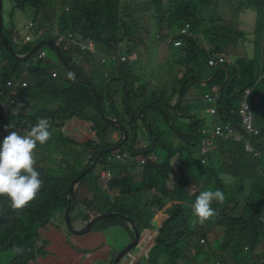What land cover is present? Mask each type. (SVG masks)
Instances as JSON below:
<instances>
[{"label": "trees", "instance_id": "16d2710c", "mask_svg": "<svg viewBox=\"0 0 264 264\" xmlns=\"http://www.w3.org/2000/svg\"><path fill=\"white\" fill-rule=\"evenodd\" d=\"M6 1L12 2L10 7L13 12L17 10L25 12L27 8L34 10L33 20L39 27L47 28L42 39H35L24 45L14 42V31L11 29L8 32L4 21ZM131 1L3 0V32L9 44L19 54L29 53L43 39L52 40L56 44V30L60 34L80 32L86 42H94L95 51L82 50L75 45L68 50L61 46V51L69 62L89 79L91 86L99 94V103L105 112L118 118L124 126H133L134 123H139L138 121L144 122V128L150 135L148 141L153 145L150 148L155 152L159 151L152 154L157 156L156 163L147 161L148 148L145 145L136 147L139 134H135L134 130L129 131V137L124 144L132 159L126 162L115 160L116 155L122 153L120 150L105 154L96 172L91 171L79 181L76 189L77 205L72 219L75 215L80 217L78 213L81 216L86 213L90 215L85 217V221H89L91 216L113 211L134 217L142 231H152L158 229L156 217L165 209L168 219L158 229L154 247L140 256L135 264H178L181 260H186V264H190L191 261L198 264V258L202 257L207 262L210 258L209 253L213 252H217L215 264H250L253 258H256V263L253 264H264V101L259 105L262 113L256 114L253 111L256 117L263 121L262 135L253 141L255 147L261 151V158H253L246 153L245 135L239 142L212 135L217 125L225 127L233 125L239 134L242 127L239 106L244 99L245 91L252 89L249 103L254 93L261 90L264 94V79H260L264 75V31L260 32V41L256 47L259 57L234 54L235 58L229 54L231 50L241 51L239 42L247 41L246 32L234 25L238 20L233 21L229 15L230 3L232 8L234 5L238 11L252 8L264 18V0H145L142 5L140 3L133 5ZM56 11L60 13L58 17L55 15L57 23L51 18V13ZM145 11L150 20L155 21L161 35L159 39L173 37L169 43L171 52L167 56L170 65L175 69V74L171 73L170 89H156L152 94L146 91L148 83L142 82L141 77L137 76L139 73L141 75L148 73L144 68L138 71L137 60L134 59L132 62L127 58V62L115 66H103L100 60L103 56L119 51L120 41L131 36V26L136 28L140 26L134 22L135 14H143ZM187 23L191 25L195 38L179 36ZM163 32L170 36H163ZM199 32L204 35H200ZM177 40L182 41L181 46H175ZM46 47L52 50L49 52L46 50L48 56L50 57L49 54L52 52L57 58L55 63L48 56L39 60L37 57L40 51L26 61H19L10 55L0 39L4 64L0 70V143L9 131L15 130L23 134L39 118H48L51 121L52 138L47 143L57 141L63 146L85 147L92 149L93 156L84 169L71 178L51 179L47 177L43 168L35 167L40 173L43 185L36 199L22 211L14 212L7 198L0 197V250L4 251L14 246L24 249L23 254L17 255L12 264H31L38 257L46 258L49 253L38 245L41 241L36 233L38 226L47 222L52 214L66 204V196L72 181L91 166L99 152L121 143L124 137L116 127L108 125L102 119L97 109L96 97L89 86L69 71L50 45L41 49L45 50ZM221 56L226 57L227 62L218 67L209 65V60ZM131 63L133 65L130 70ZM88 64L91 65V69L86 73L84 68ZM92 64L101 70L99 78L93 71ZM221 66L225 69L207 83L211 85V90L203 93V101L192 98L190 88L199 85V80L210 78ZM55 70L59 72L58 78L53 77ZM203 71L208 74L202 76ZM227 71L229 80L221 96V87ZM23 75L28 76L33 82L29 91L37 96V101L44 98L58 102L60 107L57 111L38 110L32 115L13 114V105L8 102L13 94L7 82L22 78ZM72 76L76 77L75 81L71 80ZM190 76L195 78L186 82ZM183 83L185 87L182 98L175 108ZM114 84L120 85L123 94L121 109L116 108V101L110 90V86ZM215 91L220 92V103H217L218 114L212 115L209 111L213 105L204 97ZM19 95L14 96L16 102L22 98ZM105 101L111 114L105 108ZM137 102L143 103L134 109L133 103ZM195 107L200 109L194 111ZM148 109L160 112L164 121L173 124L172 129H175L176 121L186 119L187 131L182 129L170 131L176 133L184 143L166 145L156 134L155 125H149L145 121V118L150 120ZM202 113L203 117L206 114L213 117V121L207 124L204 120L198 119L197 114ZM73 119L93 125L96 139L80 144L65 138L63 135L65 124ZM10 124L15 126L14 129L8 128ZM128 141L132 144L129 145ZM206 142L211 144L208 153L202 155ZM39 147L40 145L36 150ZM196 154L200 155L199 162L195 159ZM204 159L206 162L202 163ZM142 160L145 161L144 164ZM103 166L114 175L113 179L101 182L98 171ZM89 174H95V189H86L83 186L86 184L89 187L88 183L91 182L87 181ZM186 187H193V193ZM209 189H220L225 199L222 203L213 202L212 207L216 215L201 224L193 216L192 205L200 192ZM114 223L124 227L123 233L129 242L133 238V232L119 219L103 221L91 232H104ZM217 229L223 232L222 239L217 241L216 238L212 242H207ZM65 234L72 237L66 232ZM202 240L205 241L204 244L201 243ZM215 245L217 250L211 249ZM119 250L108 257L105 264H112Z\"/></svg>", "mask_w": 264, "mask_h": 264}, {"label": "rangeland", "instance_id": "374dc122", "mask_svg": "<svg viewBox=\"0 0 264 264\" xmlns=\"http://www.w3.org/2000/svg\"><path fill=\"white\" fill-rule=\"evenodd\" d=\"M131 2L133 5L136 3H140L142 5V2H145V0H132ZM10 3L12 2L6 1L4 6L5 25L8 29V32H10V30L13 29L15 36L16 33L18 32V36L21 38V40H23L27 35V30L25 28L26 24L33 20L35 12L32 8H27L25 12L19 10L13 12L12 8L10 7ZM230 6L231 7H229L230 8L229 15L233 21L238 20L236 23L234 22L233 23L236 27L246 32L247 41L239 42V47H241L242 52L240 50H238L239 52L231 50L229 54H232V57L235 58L236 56L234 54H240L238 56L245 54L246 56L254 57V58L259 57V54L256 51V47L258 41H260V36H261L260 32L264 31V18H262L261 17L262 15L257 13L252 8L243 11H238L236 10V7H234V5L232 8V3H230ZM142 7L143 6H141V9ZM59 14L60 13L58 11H56L53 14L51 13V18L53 22L54 21L56 22V18L59 16ZM55 15H57V17H55ZM208 15H210V13ZM134 22L140 26H138V28H136L135 26H131V30H132V32H130L131 36L123 39V41H120L121 44L119 45V52L122 54V56L127 57L132 62L134 59L135 60H137L138 58L142 59L141 62L142 67L148 69V73L142 75L141 73H139L137 74V76L141 77L142 82L148 83L147 85L148 88L146 89V91H148V94H152V92L155 91L156 89L158 90H162L164 88L170 89V84L172 81L171 73L175 74L174 73L175 69L170 65V59H168L167 56L171 52L169 43L173 37L168 35V33L163 32L162 33L163 36H167V37L170 36V37L164 38L163 40L159 39L158 37L161 35L159 33L158 27L155 21L150 20L149 15L146 14V11L143 14L136 13ZM15 30L17 32H15ZM199 34L204 35L202 32H199ZM179 36L184 37L180 35V33ZM79 38H80V34L79 32H77L76 39ZM138 40L142 44H140L141 46H139L137 50L134 52L133 46L135 43L138 42ZM45 50H47L48 52L52 51L48 47H46ZM49 55L51 59L57 60V58L54 56L52 52H50ZM132 65L133 63H131L130 70L132 69L131 68ZM3 66L4 64L2 62V52L0 51V70ZM92 68L93 71L96 73L97 77L99 78L101 70H98L97 69L98 66L95 64H92ZM84 69L85 72L87 73V70L91 69V65L89 64L86 65V68ZM204 74H208V73L203 71L202 76ZM153 75L155 77L154 79H153ZM27 83L28 86L25 87L22 91L21 90L19 91L21 93L19 96L20 98L22 97V99H20L18 102H16L15 105H13L12 107L13 110L17 108L18 104H22L23 107L20 108V112L17 113H22L25 115L35 114L38 110L41 111L58 110V108L60 107V104L58 102H52L44 98H40L37 101V96H35L31 91H29V89H31L33 82L30 80L27 81ZM110 88H111L110 89L111 93H113L114 99L116 101L115 103L116 108L121 109L122 108L121 100L123 98V94L120 85L114 84L110 86ZM208 90H211V85L202 84V83H200L199 85H193L190 88L191 97L203 101V93ZM26 93H28L29 95H27ZM17 94L18 92H16L15 95ZM15 95H13L11 98L16 99L14 97ZM263 101H264V94L261 90L258 93H254L251 96L250 103L252 105L253 111L256 114H260L263 112V110L259 109V105ZM142 103L143 102H137V104L133 103L134 109H136L138 106H141ZM105 108L108 110L109 114H111L110 113L111 111L108 108V104L106 101H105ZM199 109H200L199 107H195L194 111H198ZM17 113H13V114H17ZM147 114L150 118L151 123L155 125L154 130L156 131V134L162 138V140L166 143V145L168 143H171L173 146H175V145H180V143H184V141L180 139L176 133L173 134L170 131L175 132L176 130H180V129H182L183 131H187L186 119L181 118L178 121H176L175 129H172L173 124L172 123L168 124L167 121H164L165 119L163 115L161 116L160 112H158L157 110L148 109ZM197 117L198 119L204 120L205 121L204 123L207 124H210L211 121H213L214 119L213 117H209L207 114L205 115V117H203V113L202 115L197 114ZM68 122H66V127H64L63 129L64 136L70 134L68 129V125H69ZM138 122H139L138 125L139 135L137 136L136 147H142L145 145L149 149L151 146H153L152 142L148 141V134L146 130L142 131V128L140 127L141 121ZM254 123L257 128L262 130L263 121L259 120L255 114H254ZM88 126L90 129H92L91 127L93 125H88ZM125 128L127 129V131L130 132L136 130L132 125H127L125 126ZM115 137H117V135H115ZM188 137H189V132H188ZM128 144L131 145L132 144L131 141H128ZM126 148L127 146L123 144L119 148V150L121 152H125ZM148 149L147 151L149 152L146 155V157L148 158L147 161L156 163L157 160H154L153 157L157 158V156L156 155L152 156V154L158 153L159 151L155 152L153 148L152 149L150 148L151 150ZM91 151L92 149H88L85 147L73 148L69 145L63 146L57 141L46 143L45 145L40 146L38 150H35L34 153V158L36 160L35 167L43 168L46 171L47 177L51 179L71 178L75 173L84 169L88 161L91 160L93 156V153ZM195 159L197 162H199L200 155L196 154ZM190 168L192 169L191 166ZM94 172L96 171L94 170ZM193 173L197 175V172L195 170H193ZM87 181L88 182L91 181L90 183H88L89 187L86 184H83V186L86 189L88 188L95 189V182H96L95 174H89L87 176ZM186 189L191 193H193L194 191L193 187H186ZM92 194L94 195L93 192ZM161 213L164 214V212ZM55 214L57 215L56 218L54 214H52V217L49 220H47V222H45L44 224L38 226V229L36 231L37 235L40 236L41 239L38 245L42 246L43 250H45V252L47 253H50L51 256L45 259L38 257L37 259H34L31 262V264H92L91 261L88 260L84 261V259L81 256L77 257L75 255L77 251L97 253L100 260H105L109 257L110 253L112 255L114 252H118L119 249L121 250L128 244L127 243L128 237H126V235L123 233L125 229L122 225L118 223H114L110 225L109 227L106 228L104 232H97L98 234H96V232L95 233L90 232L86 235L74 238L73 242L67 243L63 239V233L65 234V232L63 231L64 215H62L60 211L56 212ZM120 221L124 222L123 220ZM159 222L160 219H157L156 223L158 229L160 226ZM73 225L77 227L74 221H73ZM156 230L157 229L153 231L147 230L142 235L141 237L142 244L147 243L143 245L144 250L146 249L147 246H150L149 239L154 237V233L156 232ZM222 235L223 232L217 229V232H214L208 238L207 242H212L216 238L218 241L219 239H222ZM102 236L103 238H101ZM99 244H100V248H99ZM12 248L13 247L6 248L4 251L0 250V264L13 263L17 255L12 253L11 251ZM211 249L217 250V245H215ZM260 250L261 249H259V253ZM216 254L217 252L209 253L210 258L208 259L207 262H205L202 257L198 258L199 261L198 264H215L214 261L217 259ZM160 261L162 262L163 260L161 259ZM122 262H124V259H122ZM185 262L186 260H181L179 261L178 264H186ZM253 263H256V258H253L250 261V264ZM120 264H124V263H120ZM190 264H196V263H193L191 261Z\"/></svg>", "mask_w": 264, "mask_h": 264}, {"label": "clouds", "instance_id": "9594fccd", "mask_svg": "<svg viewBox=\"0 0 264 264\" xmlns=\"http://www.w3.org/2000/svg\"><path fill=\"white\" fill-rule=\"evenodd\" d=\"M22 107V104H18L13 113L20 112ZM14 127L13 124L8 126L11 129ZM50 129L51 121L48 118H39L23 134L15 130L9 131L0 143V197L7 198L14 212L28 207L42 188L43 180L35 168L34 153L38 145L43 146L52 138ZM224 199L225 195L220 189L200 192L192 205L193 216L198 219L199 223H205L216 215L212 207L213 202L222 203ZM145 232L143 231V234ZM157 236L158 229L153 238L154 243ZM11 251L13 254L20 255L23 254L24 249L14 246Z\"/></svg>", "mask_w": 264, "mask_h": 264}, {"label": "built area", "instance_id": "2783aa9c", "mask_svg": "<svg viewBox=\"0 0 264 264\" xmlns=\"http://www.w3.org/2000/svg\"><path fill=\"white\" fill-rule=\"evenodd\" d=\"M66 10L68 11L69 8H66ZM26 30H27V35L25 36V38L23 40H21V38L18 36V32L16 33V36H14V42L15 43H20L21 45L24 44H28L30 42H32L35 39H42L44 36V32H45V27H39L36 23V21L32 20L29 23L26 24ZM80 38L76 39V33H66V34H60L58 30H56L55 32V36L57 39L56 45H58L61 49V46H63L64 50H68L70 49V47L72 45H75L77 47H81L82 50H90V51H95V43L92 41H88L86 42L83 38L82 33H80ZM180 35L186 37H193L195 38L196 35H194L191 31V25L189 23H187L185 25L184 28L181 29L180 31ZM182 45V41L177 40L175 42V46H181ZM40 51V52H39ZM39 52L38 55V59H46L48 56V53L46 50L44 49H39L37 51V53ZM49 57V56H48ZM50 58V57H49ZM51 59V58H50ZM49 59V60H50ZM53 61H55L54 59H51ZM127 57L122 56V54L117 51L114 52L110 55L107 56H103L101 57V63L105 66H113V65H120L121 63H125L127 62ZM225 62H227V60L224 57H218V58H213L211 60H209V65L211 67H218L222 64H224ZM53 77L54 78H58L59 77V72L57 70H55L53 72ZM264 75H262L260 77V79H263ZM72 81L76 80L75 76L71 77ZM20 82L17 81H13L10 80L7 82V86L11 89V94L15 95L16 92L14 93V91L17 89V87L19 86ZM28 86L27 82H22L21 83V88H25ZM251 90L252 89H247L245 91L244 94V99L242 101V103L239 106V116L241 119V131L243 133V135H245L246 138L243 137V135L238 134L234 128V126H223V125H217L215 126L214 130L212 131V135L215 137H220V138H225L227 140H233L232 142H239L241 140H243L244 138V149L246 151V153H248L249 155H251L253 158H261V151L255 147L253 141L256 140L257 138L261 137L262 133L261 130L259 128H257L255 126L254 123V114H253V110L252 107L249 103V97L251 94ZM220 97V92L219 91H215L213 93L207 94L205 96V99L207 100L208 103H210L211 105H213V108L209 111L212 115H217L218 114V107H217V103ZM9 104L14 105L16 104V99H12L9 98L8 100ZM1 134H3V132H1ZM211 144V142H206L204 143V147H203V151H202V155H206L208 153L209 150V145ZM130 159H132L131 154L128 151L122 152V153H118L115 157V160L119 161V162H126L129 161ZM154 160H156V157H153ZM206 162V159L203 160V163ZM145 161L142 160V164H144ZM98 176L101 180V182H105V181H109L111 179H113L114 175L110 172V170L103 166L102 168H100V170L98 171ZM156 234V233H155ZM150 241V248L154 247L155 243H154V239H149ZM203 244L205 243L204 240L201 241ZM147 243L142 244V242L140 241L138 246L136 247L135 251H139L144 252L143 249V245H145ZM134 258V255H132ZM138 258V256H137Z\"/></svg>", "mask_w": 264, "mask_h": 264}, {"label": "water", "instance_id": "95a60500", "mask_svg": "<svg viewBox=\"0 0 264 264\" xmlns=\"http://www.w3.org/2000/svg\"><path fill=\"white\" fill-rule=\"evenodd\" d=\"M3 0H0V39L1 42L3 44V46L7 49V51L10 53V55L19 61H26L30 58H32L34 55H36L37 51L41 48L44 47L45 45H50L54 51L56 52V54L58 55V57L63 61V63L66 65V67L69 69V71L73 72L79 79H81L85 85L89 86V88L91 89V91L93 92L94 96L96 97L97 100V109L102 117V119L108 124V125H113L114 127H116L122 134H123V141L117 145H115L114 147H110L107 149H103L99 152V154L95 157L94 161L92 162L91 166L86 169L85 171H83L79 176H77L71 183L69 190H68V194L66 196V204L63 205V207L61 208L60 213H64V229L67 233H69L70 235H74V236H83L86 235L88 233H90L97 224L103 222V221H107L110 219H119V220H123L124 223L128 226V228L133 232V238L128 242V244L122 248L120 250V252L118 253V255L116 256V258L114 259L112 264H120L122 262V259H125L127 257H132L131 255H133L136 247L138 246L143 231L141 229L140 224L138 223V221L127 214H123V213H118V212H106V213H100L94 217H92L89 221L85 222L83 225H81L80 227H75L73 225V220H72V214L73 211L77 205V196H76V187L79 183V181L84 178L88 173H90L91 171L96 170L98 164L100 163V161L102 160V158L105 156V154L108 153H112L115 152L117 150H119V148L127 141L128 137H129V131H127V129L125 128V126L123 124L120 123L118 118H114L110 115H108L104 108L101 106V104L99 103V94L96 92V90L91 86V82L89 81V79L87 77H85L83 75V73H81V71L72 63L69 62V60L67 59V57L62 53L60 47L58 45H56L54 43V41L52 40H41L39 41L32 49L29 53L27 54H19L13 46H11L8 42V40L6 39L4 32H3ZM225 69L224 66L219 67L215 73L213 75H211L210 78L206 79V80H199L200 83H204L207 84L209 82H211L213 80V78H215V76L222 70ZM195 77L190 76L186 79V82L193 79ZM229 80V72L227 71L226 74V78L225 81L221 87V96L224 93V89H225V85ZM185 82V83H186ZM185 83H183V85L180 87L179 89V97H178V101L177 104L175 105V108L178 107L181 98H182V92L183 89L185 87ZM220 103V100L219 102ZM220 109V108H219ZM136 126V123H135ZM92 130H95V127L92 126L91 127ZM146 153H148V151H146ZM55 214V213H54ZM134 261V258H133ZM131 264H134L133 262Z\"/></svg>", "mask_w": 264, "mask_h": 264}, {"label": "crops", "instance_id": "0c3cea01", "mask_svg": "<svg viewBox=\"0 0 264 264\" xmlns=\"http://www.w3.org/2000/svg\"><path fill=\"white\" fill-rule=\"evenodd\" d=\"M16 31V30H15ZM203 41H204V39H203ZM140 44H142L141 42H139V40H138V42L137 43H135L134 44V46H133V50H134V52L137 50V48L139 47V46H141ZM58 56V55H57ZM59 58V57H58ZM60 59V58H59ZM57 60H55L54 61V63L56 62ZM137 61H138V69H141L142 70V64H141V62H142V59L141 58H138L137 59ZM141 65V66H140ZM144 70L145 71H147L148 69H145L144 68ZM138 71H140V70H138ZM26 77V78H25ZM202 79H204V78H202ZM11 80H13V81H17V82H20V84H19V86L17 87V89L14 91V93L17 91L18 92V94H21L19 91L21 90H23L24 88H21V83L22 82H27V81H30L29 79H28V76H26V75H23L22 76V78H18V79H11ZM10 98V97H9ZM22 99V98H21ZM68 122V121H67ZM69 123V125H68V129H69V132H70V134L69 135H67V136H64L65 138H69V139H71V140H73V141H76L77 143H84V142H87V141H89V140H91V141H93L94 139H96V136H95V133H94V131L92 130V129H90L89 128V126L88 125H90L89 123H87V122H85V121H81V120H78V119H73L72 121H70V122H68ZM65 127H66V124H65ZM239 134H241V135H243V133H242V131H240V133ZM115 135H117V134H115ZM118 151V150H117ZM149 152V151H148ZM86 164V163H85ZM76 189H77V187H76ZM161 212H164V214H162ZM161 212H159V214L157 215V217H156V221H157V219H160V222H159V224H160V226L159 227H161L162 226V224H163V222H165L167 219H168V215H166L165 214V211L163 210V211H161ZM79 215H80V217L79 216H76L75 215V218L73 219V221L75 222V224H76V226L77 227H80L81 225H83L85 222H87V221H85V217L88 215V214H84V215H82L81 216V214L80 213H78ZM55 216V218L57 217V215L55 214L54 215ZM91 217H93V216H91ZM56 224H57V222H56ZM64 229V228H63ZM64 232H66L65 230H64ZM67 233V232H66ZM156 233V232H155ZM154 233V237H155V234ZM69 234V233H68ZM96 234H98V233H96ZM72 237H70L69 235L68 236H66L64 233H63V239L67 242V243H70V242H73L74 241V238H76V237H80V236H74V235H71ZM153 237V238H154ZM101 238H103V236L101 237ZM153 238H151V239H153ZM99 248H100V244H99ZM150 249V246H147L146 247V249L144 250V252H142V254H141V252H139V251H136L133 255H134V261H133V256L132 257H130L129 259H126V260H124V264H131L132 262L135 264L137 261H138V258L140 257V256H142L144 253H146V251H148ZM115 253V252H114ZM113 253V254H114ZM141 254V255H140ZM77 257H79V256H81L83 259H84V261H91L92 262V264H103V262H104V264L106 263V260L108 259H105V260H100L99 259V257H98V255H97V253H90V252H86V251H77V253L75 254ZM49 256H51V254L49 253L47 256H46V258H48ZM111 256V253L109 254V257ZM137 256H138V258H137ZM45 259V258H44ZM121 263H123V262H121Z\"/></svg>", "mask_w": 264, "mask_h": 264}, {"label": "flooded vegetation", "instance_id": "af4514ba", "mask_svg": "<svg viewBox=\"0 0 264 264\" xmlns=\"http://www.w3.org/2000/svg\"><path fill=\"white\" fill-rule=\"evenodd\" d=\"M124 105H127V104H124ZM112 117H113V116H112ZM114 118H116V117H114ZM145 121H147L149 125L152 124L151 121H150L148 118H147V119L145 118ZM138 125H139V123H137L136 126H135V123H134V125H133L134 128L136 129V130H135V134H139V130H138L139 128H138ZM140 127H141L143 130H145V128H144V122L141 123ZM149 136H150V135L148 134V137H149ZM133 253H135V251H134Z\"/></svg>", "mask_w": 264, "mask_h": 264}]
</instances>
